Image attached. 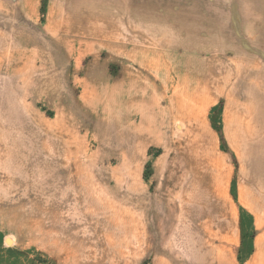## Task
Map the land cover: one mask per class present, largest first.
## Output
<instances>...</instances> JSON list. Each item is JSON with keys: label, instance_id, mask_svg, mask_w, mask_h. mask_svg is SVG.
I'll list each match as a JSON object with an SVG mask.
<instances>
[{"label": "crops", "instance_id": "obj_1", "mask_svg": "<svg viewBox=\"0 0 264 264\" xmlns=\"http://www.w3.org/2000/svg\"><path fill=\"white\" fill-rule=\"evenodd\" d=\"M146 2H150V7L156 5L164 10L157 5L156 0ZM172 5L171 10L175 14L170 20V27L173 37L176 31L182 35V39H178L179 44L149 49L140 43H127V52H124L122 58L127 64L123 63L113 83L98 88L99 84L95 90L99 93L95 94L94 103L100 107V114H107L110 121L99 114L98 116L104 119L103 124L108 125L109 129L113 126L116 134L122 133L117 135L118 141L209 139L213 143L214 134L219 135L220 131L214 121L222 115L217 110L219 106L215 100L224 94L237 108L234 120H231L234 124L231 139L242 149L243 155H247L244 151L247 143L252 155L256 157L252 162V172L243 180L245 183L236 187L231 178L232 169L225 165L221 157L216 158L219 165L210 158L211 165L215 164L213 171L220 174L208 175V181L204 182L209 195L207 199L202 203H194L187 197L182 199L187 200L181 204H187V208L190 207L191 210L184 209L181 205L178 207V204L176 207L171 206V203L161 204L155 212L150 213L152 218L157 217L158 221L162 220L164 223L155 231L146 207H143L144 216L137 222L134 216L130 217V211L127 213L126 202L108 199L103 195L107 200L102 201L109 203L110 212L121 217L112 216L111 220L114 219L115 222L111 223L108 219L110 213L107 217L100 214L97 183H101L98 180L101 175L96 174L99 171L97 167L76 162L69 166L65 157L77 150H68L67 146L64 151L59 148L57 152L54 148L52 150L56 151V155H61L65 162L61 159V166L57 167L61 172V186L58 188L64 190L61 189L59 195L56 193L57 196L51 194V182H54L51 175L54 174L56 166L50 163L43 166H49L48 174L45 175L46 189H37L32 193L39 197L42 193L41 196L52 203H56L53 198L57 197L62 203L59 211L57 208L59 213L56 212L53 216V222L57 219H61V223L63 219L70 221L71 217L78 215L79 208L85 210L84 221L80 219L81 222H65L66 226L70 224L68 231L48 230L47 233L49 239L55 242L54 246L50 245L51 251H56L58 258L68 264H96L98 260L93 245L100 246L101 236L104 243L107 241L111 247H127V236L120 240L115 232L116 226L124 228L126 223L132 229L129 235L133 231L135 236L138 234L139 247H164V238L160 243L148 242V223L154 236H170L175 231L178 235H184L178 220L171 213L176 209L175 212L178 213L180 210L179 216H187L188 212L189 218L181 220L187 229L192 222L190 217L195 216L199 203L206 220V228L201 229L203 233L192 234V227L186 233L188 241L183 237L181 243L168 244L172 247H188L187 254L183 255L188 264H242L240 259L234 258V250L236 254L241 253L243 260L250 258V264H264V207L257 205H264V165L260 160L264 150H255L250 124L252 117H264V0H177ZM35 8V0H0V108L21 106L20 76L27 78L28 82H31L32 77L34 82L36 64L31 53L36 43ZM162 21L159 22L160 29L163 27ZM218 23L222 26L219 33L215 29ZM213 43H219L218 48L217 45L212 48L210 44ZM82 45L88 48L87 42H82ZM88 73L90 74L89 71ZM92 75L98 76L100 73ZM97 80V77L93 78L92 84H96ZM229 85L233 89L225 91L224 87ZM239 91L244 92V95ZM4 95L8 98L6 105L2 103ZM244 99H247L246 102ZM122 118L124 124H128L130 128L120 127ZM1 119L0 124L4 122L7 127L0 125V161L3 162L0 164L3 170L0 173H5L4 177L12 181L11 186L14 189H27L26 193H15L14 190L13 197H19L20 194L30 195V189L36 182L35 162H30L26 157H36L35 133L30 126L21 127L16 115L5 121ZM16 137L24 141H18ZM59 138L58 141L62 144V137ZM11 149L18 152L16 160ZM137 151V148L132 149L127 144V155H136ZM208 154L212 155L210 151ZM126 168L124 165L121 170ZM88 172L95 173L93 179ZM79 179L87 182L90 191L88 194L84 193L87 190L74 185L75 180ZM124 181L127 183L126 180H122V183ZM217 181L220 182L219 188L216 186ZM258 183L261 184V189ZM77 192L79 196L76 195ZM1 201L12 204L3 211L18 219L15 214L19 212L17 209L20 203L15 198H2ZM171 218L176 222L170 221ZM88 227L93 229L92 235L91 231L90 234H84ZM254 230L257 235L250 237ZM90 239L96 242L93 244ZM196 247H204V250ZM152 264L161 263L157 258L152 260Z\"/></svg>", "mask_w": 264, "mask_h": 264}, {"label": "rangeland", "instance_id": "obj_2", "mask_svg": "<svg viewBox=\"0 0 264 264\" xmlns=\"http://www.w3.org/2000/svg\"><path fill=\"white\" fill-rule=\"evenodd\" d=\"M146 1L152 0H35L36 43L31 53L36 64L34 82L32 77L31 82H28L27 78L20 76L21 106L0 108V118L5 121L16 115L21 122V127L30 126L34 131L36 157L27 156L26 158L30 162H35L36 182L30 189V195L20 194L19 197H13L14 190L15 193L22 191L26 193L27 189H14L11 186L12 181L4 177L5 173H0V231L2 232H0V264H68L58 258L56 251H51L50 245L54 246L55 242L49 239L47 233L48 230L68 231L70 224L66 226L65 222H81L80 219L84 221L85 210L79 208L78 215L71 217L70 221L63 219L61 223V219H57L53 222V216L56 212L59 213L62 203L57 200V197L53 198L56 203H52L41 196L42 193L39 194L40 197L32 193L37 189H46L45 175L48 174L49 166H43L50 163L56 166L54 174L51 175V180L54 179V182H51V194L59 195L61 189L64 190V188H58L61 186L59 179L61 172L57 167L61 166V159L63 161L61 155H56L59 148L62 151L67 148L77 150L65 157V162L69 166L76 162L89 166L93 164L97 167L99 171L96 174L101 175V179H98L101 183H97L99 202H106L108 209L109 203L102 201V199L107 200L105 197L126 202L127 213L130 211L133 214L129 213L130 217L134 216L137 222L141 216H144L143 207H146L149 213L148 218L152 219L151 226L155 231L160 224L164 223L162 220L158 221L157 217L152 218L150 213L155 212L161 204L171 203L173 207L178 204V207L181 205L184 209L191 210L190 207L187 208V204H181L182 201L187 200L182 199L187 197L194 203H202L205 198L207 199L209 195L204 182L208 181V175H219L213 171L215 164L211 165L210 158L216 160L221 157L225 165L232 169L231 178L236 187L245 183L243 180L251 174L252 162L256 157L252 155L247 143L244 149L247 155H243L242 149L237 147L231 139L234 127L231 120H234L237 108L235 103L229 101L224 94L215 100L219 106L217 110L222 115L214 121L220 131L219 135L214 134L213 143L209 139L196 141L187 139L123 141L122 139L118 141L116 137L122 133L116 134L113 126L109 129L108 125L103 124L104 119L100 117L109 121L110 117H107L104 112L100 114V107L94 103L95 94L99 93L95 90L99 84L98 88L113 83L123 63L127 64V61L122 60L124 52H127V43H140L150 49L171 47L179 42L178 39H182V35L177 31L173 37L170 27V20L175 14L171 10L172 3L177 0H156L157 5L164 8L163 11L156 5L150 7V2ZM160 21H162V29H160ZM215 29L219 33L222 30L221 24L218 23ZM82 36L88 38L84 40ZM200 40L203 42V39ZM82 42H87V49L83 47L85 43L82 45ZM218 44L213 43L210 46L215 48L217 45L218 48ZM188 52L192 51L188 50ZM194 53L197 54V52ZM93 73H100V75L93 76ZM95 77L100 83L92 84ZM224 88L225 91L229 88L233 89L230 85ZM5 95L2 102L4 105L8 104L6 102L8 98ZM246 100L244 99L245 102ZM2 123L1 126H6L4 122ZM250 124L253 131L251 140L255 150H264V117L260 115L252 117ZM127 125L122 118L120 127L130 128ZM59 136L62 137V144L58 141ZM16 139L24 141L19 137ZM127 144L132 146V149L133 147L138 149L136 155H127ZM54 148L56 151L52 150ZM10 151L16 160L18 152L13 149ZM207 151L208 153L210 151L212 155H209ZM260 160L264 165V152ZM215 162L219 165V161ZM2 163L0 161V164ZM124 165L127 166L126 170H121ZM1 169L0 166V172L3 171ZM93 173L88 172L92 179ZM181 176L184 178L182 179ZM122 180H126L127 183L125 181L122 183ZM219 183V181L216 182L217 188ZM74 185L80 186L84 191L87 190L84 193L90 192L86 181L75 180ZM258 185L261 189V184L258 183ZM76 195L79 196V193L77 192ZM2 198H15V201L20 203L17 209L19 212L15 214L18 219L3 211L12 204L2 203ZM95 204L94 201L93 205ZM13 206L16 207V205ZM99 209L100 214H104L105 217L110 213L108 217L110 220L112 216L121 217L110 210H102L100 206ZM175 211L176 209L171 214L178 220L184 235H178L175 231L173 235L157 237L152 235L148 223L150 232L147 235L148 242L160 243L164 238V247H139L138 234L135 236L133 231L132 235H129L132 229L127 223L123 225L125 230L116 226L117 238L121 240L127 236V247H111L107 241L104 243L102 236L100 246L97 247L93 245L96 241L93 242L90 239L98 260L95 263L152 264V260L158 258L161 264H188L183 259L188 247H172L168 244L179 243L183 237L188 241L186 233L192 227L194 228L191 230L192 234H202L206 228L205 214L203 215L202 205L199 203L196 214L190 217L192 222L186 229L181 220L187 219L188 212L187 216H179L180 210L179 213ZM176 220L170 219L173 223ZM114 222V219L111 220V223ZM86 229L88 230H85L84 234H90V231L91 235L93 234V229L90 227ZM256 235V230L250 233V237ZM201 237L203 238V235ZM198 239L200 241V235ZM90 241H88L89 244H91ZM196 248L204 250V247ZM237 254L234 250V258L240 259L242 264H250L248 262L250 258L243 260L241 253Z\"/></svg>", "mask_w": 264, "mask_h": 264}, {"label": "bare ground", "instance_id": "obj_3", "mask_svg": "<svg viewBox=\"0 0 264 264\" xmlns=\"http://www.w3.org/2000/svg\"><path fill=\"white\" fill-rule=\"evenodd\" d=\"M219 174H220V173H219ZM217 176H218V175H217ZM100 203H101V202H100ZM257 205H261V206H260L261 208L264 207V205L261 204V203H258ZM99 206L102 208V210H109L108 207H107L106 202L99 204ZM103 206H104V207H103ZM62 247H64V246H62Z\"/></svg>", "mask_w": 264, "mask_h": 264}]
</instances>
